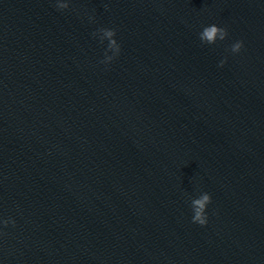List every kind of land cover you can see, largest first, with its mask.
<instances>
[{"label": "water", "instance_id": "obj_1", "mask_svg": "<svg viewBox=\"0 0 264 264\" xmlns=\"http://www.w3.org/2000/svg\"><path fill=\"white\" fill-rule=\"evenodd\" d=\"M67 2L0 0V264H264V0Z\"/></svg>", "mask_w": 264, "mask_h": 264}, {"label": "clouds", "instance_id": "obj_2", "mask_svg": "<svg viewBox=\"0 0 264 264\" xmlns=\"http://www.w3.org/2000/svg\"><path fill=\"white\" fill-rule=\"evenodd\" d=\"M56 7L58 10H64L69 7V3L67 0H57ZM100 34V41L103 42L104 39L109 41L108 49L113 52L112 56L107 55L105 56V61H111L114 56L118 55L120 52V45L118 44L117 40L114 38L116 35L115 29L110 28H100L97 30ZM97 33H93L95 36ZM228 36V30L224 27H220L216 24H211L205 26L203 30L199 33V38L202 43L206 44H215L217 40H224ZM243 47V41H236L234 44L231 45V52L238 53L241 48ZM225 60L220 61V66L226 62ZM102 61V62H105ZM211 202V195L207 192L203 193L199 198H195L192 200V208L194 215L192 220L194 223H199L200 225H204L207 223L206 217V207ZM13 224L15 221H11ZM3 223L7 225L9 220H4Z\"/></svg>", "mask_w": 264, "mask_h": 264}]
</instances>
